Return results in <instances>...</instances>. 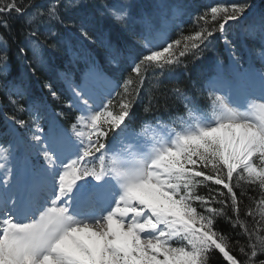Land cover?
I'll return each instance as SVG.
<instances>
[{
    "label": "snow or ice",
    "instance_id": "6c2138e0",
    "mask_svg": "<svg viewBox=\"0 0 264 264\" xmlns=\"http://www.w3.org/2000/svg\"><path fill=\"white\" fill-rule=\"evenodd\" d=\"M77 6H83L80 0H0L4 71L8 18L23 19L31 52L25 58L43 66L46 48L54 47L48 37L56 33L41 40V26L65 25L64 13ZM156 7L157 14L133 16L127 0L101 5L125 28L141 25L132 33L137 51L120 91L99 105L86 82L65 74L72 92L67 107L78 113L68 127L61 123L65 114L50 112L45 101L31 100L25 108L13 98L24 92L7 90L15 112L28 119L8 118L26 153L18 162L9 166L10 157L16 160L14 145L0 144V264H210L213 255L225 264H264V69H244L234 51L230 69L217 61L214 75L198 89L207 105L178 84L159 89L165 73L190 56L199 58L217 32L231 44L227 33L235 25L259 41L252 55L264 65V11L254 15L247 0L217 2L195 16V31L168 40L164 25L172 6ZM79 32L82 42H92L87 17ZM117 60L118 52L112 56ZM45 86L59 100L52 85ZM142 93L146 112L161 100L180 110L130 130ZM245 198L251 203L241 218ZM218 220L238 229L243 242L218 230Z\"/></svg>",
    "mask_w": 264,
    "mask_h": 264
},
{
    "label": "trees",
    "instance_id": "16d2710c",
    "mask_svg": "<svg viewBox=\"0 0 264 264\" xmlns=\"http://www.w3.org/2000/svg\"><path fill=\"white\" fill-rule=\"evenodd\" d=\"M252 0H247L248 3H250ZM48 0H36V3L39 4H46ZM112 0H80V4L83 6H77L73 9H70L64 13L65 18V25H61L59 23L55 24H44L41 26L40 31L44 34L41 36V40H44L46 37H48L49 31L55 32V36L48 37L49 43L53 44V48H46L45 50V61L50 60L51 57H56L57 61H59V57H57V54H61V52L64 50L65 44L67 43V39L71 38V41H73L74 37L76 35H80L79 27H80V20L82 17H87L88 21V30L91 34V29L96 30V32H99V28L102 30L104 29L111 37L113 41L119 44V47L126 46L127 48L137 47L136 40L134 39L132 33L133 32H139V23L135 25H131L128 28H125V26L117 23L114 21L109 15L105 14L101 10V5L106 3H111ZM128 3L132 5L131 13L133 16H139L143 14H157L158 4H167V5H182L183 7L186 6H194L195 0H127ZM243 2V1H242ZM194 8V7H191ZM260 10L264 11V0H261ZM9 27H10V34H6L7 38V55H8V67L7 71H4L3 66L0 65V101L3 104L4 112L8 115L12 116L16 114L18 118L28 119V115L26 113H16L13 105L9 103V94L8 89L11 88V82L16 83L17 81H21L23 85L26 84L25 79L29 78L33 80L34 76L39 77L41 80L50 81L47 73L45 72L44 65L40 66L38 62L31 61L29 59H26L25 57H31V52L28 50L25 45L28 43L26 40L27 32L24 29L23 25V19L20 17H17L15 14L12 15V17L8 18ZM191 24L187 25L185 30L183 31L185 34L195 31L196 26L194 23V19L190 21ZM0 33H5V29L0 27ZM178 34L176 38H178ZM175 38V39H176ZM221 42V35L220 33H216V35L212 38H210L211 43L209 46L203 51L202 56L205 57L206 55L210 54L213 49L215 48L217 43ZM94 38L92 36V42H88L94 46L97 47V44H95ZM2 47V45H0ZM24 48V52L21 53L20 49ZM219 50L222 51V45H220ZM199 58H193L188 57V59L184 62V64H191L193 67L197 63ZM194 62V63H193ZM30 68L35 69V72L26 73L24 69ZM31 76V77H28ZM24 77V78H22ZM27 77V78H26ZM55 75L51 74V78H54ZM147 83L145 87H147ZM176 86L175 84H169L168 88H165L164 84L161 83L159 85V89L161 92H167L169 89ZM180 87H189L187 85H179ZM143 96V93H142ZM14 99H18L17 97H14ZM61 102V101H60ZM171 102L169 100L167 104L164 103L163 100L160 101L159 106H164L165 108L168 106V104ZM21 105V103L19 101ZM55 104V103H54ZM63 102L59 103V106H62ZM136 109H145L144 108H133L132 115L136 111ZM61 111H65V109H62ZM146 113V111L144 112ZM131 115V116H132ZM138 115V113H136ZM204 189H201V192H203ZM239 194V189L237 190ZM256 192H250L249 195L255 196ZM251 202L245 198L243 203L241 204V218L244 217L245 208L248 204ZM249 221L251 218H247ZM217 229L220 231H223L225 234L231 236L233 240L235 239H241L243 242V237L237 236L235 234L237 230H233L229 224H227L223 220H218ZM238 255V253H235ZM210 264H225V261L223 258L219 255H213Z\"/></svg>",
    "mask_w": 264,
    "mask_h": 264
},
{
    "label": "bare ground",
    "instance_id": "6f19581e",
    "mask_svg": "<svg viewBox=\"0 0 264 264\" xmlns=\"http://www.w3.org/2000/svg\"><path fill=\"white\" fill-rule=\"evenodd\" d=\"M43 69H45V72L46 71H48V70H50V69H53L54 71L56 70V68L54 69V68H48L47 66H44V68ZM25 70V72L26 73H31L32 74V72H34L33 71V69H30V68H26V69H24ZM28 77H31V76H28ZM22 78H24V77H22ZM27 78V77H26ZM38 78V80H40V85H41V89H43L44 88V85H45V80H41L39 77H37ZM97 83V82H96ZM13 84H14V82H11V87L13 86ZM31 84V83H30ZM95 84V83H94ZM100 88V87H99ZM90 90H91V93H92V95H93V98H94V100L96 101V103L99 105L100 103H99V101L98 100H96V95H95V93L93 92V89H92V87H90ZM28 91V90H27ZM97 97H100L101 98V96H102V94H100V92H99V90H98V88H97ZM61 93L62 94H65V90H63V89H61ZM70 94H72V92L70 93ZM108 94H109V92L108 91H104V94H103V96H102V98H101V101H104V98H106L107 96H108ZM14 98V97H13ZM100 100V99H99Z\"/></svg>",
    "mask_w": 264,
    "mask_h": 264
},
{
    "label": "rangeland",
    "instance_id": "374dc122",
    "mask_svg": "<svg viewBox=\"0 0 264 264\" xmlns=\"http://www.w3.org/2000/svg\"><path fill=\"white\" fill-rule=\"evenodd\" d=\"M49 61H51V62H52V59H50ZM193 63H194V62H193ZM198 63H199V62L197 61V63H196V64H198ZM51 64H52V63H51ZM196 64H195V65H196ZM50 66H51V65H50Z\"/></svg>",
    "mask_w": 264,
    "mask_h": 264
}]
</instances>
